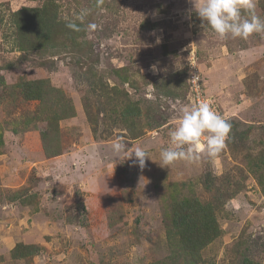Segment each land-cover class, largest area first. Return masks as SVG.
Returning <instances> with one entry per match:
<instances>
[{"label":"rangeland","instance_id":"1","mask_svg":"<svg viewBox=\"0 0 264 264\" xmlns=\"http://www.w3.org/2000/svg\"><path fill=\"white\" fill-rule=\"evenodd\" d=\"M45 1L0 0V264H174L179 197L215 210L198 264H264V33L220 39L203 0H56L62 21L87 10L96 28L74 50L22 51L11 14ZM35 81L43 99L26 98ZM193 81L232 124L227 146L162 168ZM118 142L153 161L130 166Z\"/></svg>","mask_w":264,"mask_h":264},{"label":"clouds","instance_id":"2","mask_svg":"<svg viewBox=\"0 0 264 264\" xmlns=\"http://www.w3.org/2000/svg\"><path fill=\"white\" fill-rule=\"evenodd\" d=\"M255 8L256 0H203L198 6L195 4L202 26L210 27L220 39H247L254 33H264V19L255 14ZM88 14L83 10L76 19L83 24ZM66 26L80 30L74 22H68ZM95 28L93 23L86 25L87 30ZM152 70H156L155 65ZM231 130L232 124L213 108L210 101H200L183 110L179 125L170 132L174 147L163 149L158 163L162 168L178 161L192 164L200 160L202 152L215 158L227 146ZM113 151L117 154L127 151L130 166H138L141 170L146 167L147 160H152L144 148L137 146L129 151L123 142L114 144Z\"/></svg>","mask_w":264,"mask_h":264},{"label":"trees","instance_id":"3","mask_svg":"<svg viewBox=\"0 0 264 264\" xmlns=\"http://www.w3.org/2000/svg\"><path fill=\"white\" fill-rule=\"evenodd\" d=\"M10 21L11 26L15 29L16 41L14 45L28 53L42 52L47 42H49V47L52 44L53 47L58 48V51L64 53L62 49H69V45L66 46L65 41H70L71 48L74 50L79 47L77 40L79 33L87 31L86 26L80 22H74L80 28L79 31L68 28L66 25L69 21L60 19L59 5L56 0H46L41 7L23 8L14 12L11 14ZM56 35L62 39L59 41L60 44H53V38ZM26 89L27 99H43L46 95L42 81L26 83ZM201 204L198 199L174 198L172 203V208L176 210L174 215L170 217L166 213L168 216L166 218L172 223L171 227L166 228V231L168 240L173 245L169 257L172 258L174 264H179L178 260L184 256L188 264H198L199 260L196 259L198 254L219 236L214 208L211 204ZM197 205H200L201 210L195 207ZM177 211L178 213H176ZM245 264L255 263L246 262Z\"/></svg>","mask_w":264,"mask_h":264},{"label":"built area","instance_id":"4","mask_svg":"<svg viewBox=\"0 0 264 264\" xmlns=\"http://www.w3.org/2000/svg\"><path fill=\"white\" fill-rule=\"evenodd\" d=\"M196 84L194 83V81L192 82V92L193 94H191L192 100L195 101L194 104L203 101V100H207L210 101L213 108L220 114L222 115L226 120H228V118L225 117V115L221 112L222 110L218 107V105H216L214 102H212L211 100H209L208 97H206L203 93L204 89L203 87H201V85H199V83L197 81H195Z\"/></svg>","mask_w":264,"mask_h":264}]
</instances>
